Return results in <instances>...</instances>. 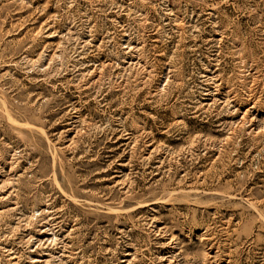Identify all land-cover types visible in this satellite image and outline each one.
<instances>
[{
  "label": "rangeland",
  "instance_id": "obj_1",
  "mask_svg": "<svg viewBox=\"0 0 264 264\" xmlns=\"http://www.w3.org/2000/svg\"><path fill=\"white\" fill-rule=\"evenodd\" d=\"M0 264H264V0H0Z\"/></svg>",
  "mask_w": 264,
  "mask_h": 264
}]
</instances>
